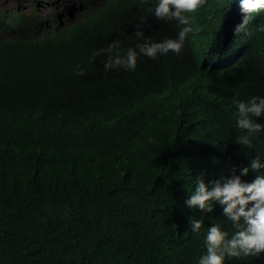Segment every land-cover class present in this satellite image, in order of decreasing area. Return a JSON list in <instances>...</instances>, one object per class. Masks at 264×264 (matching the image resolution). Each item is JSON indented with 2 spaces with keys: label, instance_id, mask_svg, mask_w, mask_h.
<instances>
[{
  "label": "trees",
  "instance_id": "16d2710c",
  "mask_svg": "<svg viewBox=\"0 0 264 264\" xmlns=\"http://www.w3.org/2000/svg\"><path fill=\"white\" fill-rule=\"evenodd\" d=\"M63 1L76 14L63 25L38 0H15L28 17L0 10V264H199L210 226L235 229L219 205L185 201L199 178L210 188L249 166L240 92L218 100L220 52L192 78L171 51L106 71L108 53L90 58L114 41L113 56L161 41L156 0Z\"/></svg>",
  "mask_w": 264,
  "mask_h": 264
},
{
  "label": "clouds",
  "instance_id": "9594fccd",
  "mask_svg": "<svg viewBox=\"0 0 264 264\" xmlns=\"http://www.w3.org/2000/svg\"><path fill=\"white\" fill-rule=\"evenodd\" d=\"M10 1L12 9L0 10L10 16L16 12L29 16L20 12L30 13L28 7L17 6L15 0ZM50 1L53 6L47 8ZM221 1L156 0L152 11L160 21V32L155 36H160L161 41L146 40L137 44L135 49L128 48L123 56L118 51L113 56V49L119 46V42L114 41L90 58L108 53L104 64L106 71L118 67L135 70L140 55L155 60L171 51L176 57L175 62H185L192 78L209 67L211 51L217 49L220 52L221 64L215 71L222 76V82L228 85V89L218 100L226 99L230 90L240 92L233 101L237 109L234 115L238 117L237 127L248 135L238 137L236 143L246 145L244 150L248 159L245 164L249 166L240 168L239 175L232 167L230 177L210 181V188L199 178L195 191L185 201L188 208L206 213H212L219 205L235 229L229 238L220 224L210 226L205 238L207 253L200 258L199 264H224L226 257L239 259L240 264L241 258L264 255V0H229L233 7L230 10H225V3L223 7ZM38 2L47 8L44 16L50 17L48 25L51 21L63 25L73 17L74 9L71 8L73 10L70 12L68 9L67 15L63 13L67 17L65 22L60 19L57 9L66 8L63 0ZM36 7L39 9L38 4ZM90 11L93 12L92 9ZM136 27V35H142L140 25ZM76 74L83 75L84 70L79 69ZM202 225V220H195L191 229L199 232Z\"/></svg>",
  "mask_w": 264,
  "mask_h": 264
},
{
  "label": "rangeland",
  "instance_id": "374dc122",
  "mask_svg": "<svg viewBox=\"0 0 264 264\" xmlns=\"http://www.w3.org/2000/svg\"><path fill=\"white\" fill-rule=\"evenodd\" d=\"M37 4L39 5V9H38V7H36V10L38 12H40V14L42 16H44V14L46 13V9L47 8H52V6H53V2L52 1L48 2V5H47V8L46 9L44 8L43 5H41L40 2H37ZM0 8H5V9H8V10L9 9H12L13 8L12 7V2L10 0H0ZM71 10H73V9H70V12H71ZM20 12H22V13H24L26 15L29 14L28 11H20ZM57 13L59 15H61L60 19L62 20V22H65V20L67 19V17L63 14V12H62V10H61L60 7L57 9ZM72 15H73V17L76 16L75 10L73 11V14Z\"/></svg>",
  "mask_w": 264,
  "mask_h": 264
},
{
  "label": "bare ground",
  "instance_id": "6f19581e",
  "mask_svg": "<svg viewBox=\"0 0 264 264\" xmlns=\"http://www.w3.org/2000/svg\"><path fill=\"white\" fill-rule=\"evenodd\" d=\"M227 19V17L225 18V20Z\"/></svg>",
  "mask_w": 264,
  "mask_h": 264
}]
</instances>
